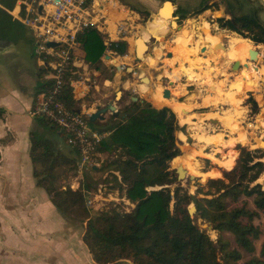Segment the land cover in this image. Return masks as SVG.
Here are the masks:
<instances>
[{
    "label": "trees",
    "instance_id": "trees-1",
    "mask_svg": "<svg viewBox=\"0 0 264 264\" xmlns=\"http://www.w3.org/2000/svg\"><path fill=\"white\" fill-rule=\"evenodd\" d=\"M210 8L204 4L196 13ZM254 14L220 18L216 22L222 30L264 46V25ZM77 41L78 56L90 70L96 71L101 70V57L106 50L123 56L129 48L123 40L105 45L102 35L92 27L85 28ZM111 77L109 73L105 75L106 80ZM47 85H42L40 91ZM243 89L248 93L256 88L246 84ZM59 100L75 113L76 100L67 80ZM249 101L256 113V102ZM129 107L117 114L116 118L121 116L118 124L99 132L108 135L94 152L104 155L105 162L98 169L89 170L93 179L102 175L109 178L108 190L116 191L120 198L134 205L129 212L123 210L122 204L101 211L94 206L87 208L85 202L91 193L87 176L77 189L64 185L65 172H74L78 150L73 148L74 158L69 159L48 138L30 133L29 157L35 184L44 189L63 217L82 227V241L94 263L127 260L132 264H264V239L259 256L254 255L262 230L253 223L259 213L264 214V150L237 146L239 154L234 166L223 167L221 177H206L205 186L197 184L191 195L178 183L176 170L169 166L172 162L177 168L176 160L181 155L176 146V115L167 107L155 109L144 100ZM2 114L0 110V117ZM37 121L43 126L51 125L43 118ZM250 200L253 209L248 208ZM191 204L196 207L194 218L188 214ZM199 219L217 233L215 242L195 223ZM262 226L264 230V221ZM224 233L232 235L235 247ZM241 251L249 255L247 260H243Z\"/></svg>",
    "mask_w": 264,
    "mask_h": 264
},
{
    "label": "rangeland",
    "instance_id": "rangeland-1",
    "mask_svg": "<svg viewBox=\"0 0 264 264\" xmlns=\"http://www.w3.org/2000/svg\"><path fill=\"white\" fill-rule=\"evenodd\" d=\"M168 1L170 0H158L156 12L139 13L140 18L136 22L138 26L133 27L135 31L129 40L138 51V62L135 61V55L129 48L125 55L120 56L123 57V59H118L117 63H113L114 60L111 59L112 66H110L109 74L112 75V79L118 74L120 78L119 80L117 79L118 83L116 82V87L114 89V83H112V85L108 84L105 87L107 89L113 86L111 94H109L110 100L120 105L118 114H121L125 109L130 108V96H137L139 100L143 99L153 108L155 107V109L163 108L155 104L156 101L154 97L151 99V96L145 95L150 98L148 102L147 97H144L138 90L136 84L141 83V78H149L150 84L143 85L152 92L156 89L157 85L165 89L176 86V88L173 89V96L171 95V99L175 101V104L181 107L184 118L180 119L178 112L175 111L174 113L172 109L169 107L167 108L174 114H177L176 118L177 121L179 120V125H177L176 132H181V150L178 148L181 155L179 156L180 158L177 166L185 172V177L183 180L177 181L188 190L189 194L194 195L197 184L205 186L208 179L206 177H221V170L225 169L223 167L229 166H225V164L223 166L214 161L212 162L204 156H194L188 165L189 150L191 151L192 149L194 151H202L203 153L215 154L217 159L221 162H229L230 167L235 164V160L238 157L239 151L236 149L237 146L246 147L249 150H264L262 149L264 148V143H262L261 146L259 145L261 141H264V46L254 45L251 41L243 39L236 33L222 30L216 22V20L220 18L230 19L232 16L243 14L251 15L255 13L254 15H256L260 23L264 25V0H173L177 3L176 10H173V6L169 4H164L162 6L164 2ZM204 4L211 8L197 14L196 12L200 10ZM192 6L194 7L190 8ZM167 14H171V17L174 18L177 28L173 26L174 28L169 29L168 21H170L171 18L166 16ZM182 15L185 16V19H182ZM205 24V31H202L201 27L203 28ZM180 29H182V33L186 31L193 32L188 47H195L196 42L200 40V50H198L195 55L190 56L189 60L183 64L185 67H190L194 77L196 76L195 78L197 81L195 82H188L186 78L183 77L178 81L179 83H175V81L169 77L173 69L176 70L180 62H183L181 57H177L176 60L169 62L172 55L174 57L176 48L173 41ZM166 31H168V34H165ZM221 37L225 47V57L228 60L226 65L223 63L224 61L219 63V53H217V42ZM235 37L240 39H234ZM180 39H178V41H180ZM231 39L247 43L250 52H255L252 53V58L250 57L245 60L246 64L239 63L240 69L235 71L231 70V66L238 61V56L233 54L228 48ZM142 40L147 41V50ZM138 41L141 43L140 46L137 45ZM202 49L204 52H201ZM169 54L171 55L170 57L168 56ZM114 57L119 56L115 55ZM109 60L110 59L107 58L105 59V61ZM118 63L127 64L128 67L125 70L119 69L116 71L113 69V67H115L113 64L118 65ZM255 67L257 69H255ZM119 82L132 84V90H123ZM170 83H172L171 86ZM233 83H235L236 86H234ZM237 83L240 85L238 86ZM246 84L252 89H256L252 92L244 93L243 86ZM237 87H240L239 92L237 90L235 91ZM118 91L122 92V95L119 100H116L115 95ZM161 92L165 93L162 90ZM101 93L103 92L101 91ZM230 94L234 98L239 95V102L236 103L233 98L229 96ZM217 99H219V102L215 103ZM249 100H254V102H256V113ZM115 103L111 104L115 106ZM129 111H132V109ZM206 113H214V115L211 117H203L202 115ZM120 117L119 115L116 119L108 120L100 127L102 129H110L118 124ZM224 124H230L232 130L228 131V128ZM196 135L213 136L212 139L222 141L220 143L221 146L198 143L197 140L195 141L196 138H194ZM176 142H178L177 138ZM169 166L170 170L177 169L172 166V162L169 163ZM204 170L206 172H203ZM85 172L89 173V170ZM73 173L74 172H65L66 179L64 185L71 188H73L70 185ZM204 175L207 176L202 177ZM89 178L88 182H86V184H91L89 199L95 201L94 207L97 211L107 210L117 204H122L125 212H129L134 207L131 203L128 205L122 202L116 191L111 192L108 190L111 183L108 181L109 178L105 175L95 179ZM201 178L206 179L202 180ZM259 182L262 183V179H260ZM98 190H100L101 193H99ZM109 193H112V197L108 196ZM248 208H254L251 200L248 201ZM263 221V213H259V217L255 218L253 221V223L262 230L260 239L255 242V256H259L260 245L264 239ZM195 223L201 229L207 231L213 242L216 241V232L211 231L209 227H204L200 219L199 221H195ZM224 237L229 240L231 246L235 247L233 237L230 233H224ZM241 252L244 257L243 260H247L249 255L243 251ZM218 256L220 257L221 255L218 254Z\"/></svg>",
    "mask_w": 264,
    "mask_h": 264
},
{
    "label": "crops",
    "instance_id": "crops-1",
    "mask_svg": "<svg viewBox=\"0 0 264 264\" xmlns=\"http://www.w3.org/2000/svg\"><path fill=\"white\" fill-rule=\"evenodd\" d=\"M116 1L125 9L119 12L118 17L128 20L132 27L138 26V11L156 12L158 3V0ZM16 2L17 0H0V110L3 111L0 117V264H95L82 241V227L63 217L51 204L44 189L36 186L33 178V165L29 157L31 132L48 138L54 148L69 159L74 158V147L67 144L63 133L52 125L43 126L37 121L40 117L30 114L34 97L45 84V76L49 71L34 54L32 32L9 13L15 8ZM169 2L173 10H176L177 3L173 0ZM184 10L186 11L185 8ZM173 26L177 28L176 25ZM201 29L205 31L204 27ZM182 32L180 29L176 34L174 44L179 42ZM165 34H168V31ZM132 36L133 34L124 41L134 53V45L129 41ZM144 44L147 46V41L144 40ZM137 45H140V41ZM110 57L104 53L99 71L90 70L87 65L93 85L90 86L86 97L75 98L76 109L85 116L93 114L98 107L104 108L115 103L110 100L109 95L113 86L107 89L105 87V81H109L105 75L111 68L110 60L105 59ZM113 69L119 70L117 67ZM119 78L118 74L109 81V85L114 83L113 89ZM119 83L123 90L130 85L127 82ZM143 84H136L138 90L143 95L150 96L142 90ZM174 88L176 86L165 89L157 85L155 92L161 93L162 90L168 93L167 95H172ZM152 97L153 95L150 98L153 99ZM139 101L142 102L143 99ZM116 104L115 113L108 112L104 114L103 120L89 122L90 128L97 132L107 131L100 126L108 120L116 119L120 109V105ZM104 162L105 156L98 154V166L94 167V170ZM61 172H64L63 168ZM85 176L88 181L89 173L84 172L83 181ZM205 176L207 175L202 177ZM70 185H76L74 178L71 179ZM108 196L112 197V193ZM116 264L132 263L125 260Z\"/></svg>",
    "mask_w": 264,
    "mask_h": 264
},
{
    "label": "built area",
    "instance_id": "built-area-1",
    "mask_svg": "<svg viewBox=\"0 0 264 264\" xmlns=\"http://www.w3.org/2000/svg\"><path fill=\"white\" fill-rule=\"evenodd\" d=\"M121 10L125 9L116 0H17L15 8L9 12L32 32L34 54L49 71L45 76L48 85L35 95L30 114L48 121L64 134L69 146L78 150L79 159L72 177L76 182L75 189L83 181L84 172L98 166V153L94 149L108 133L92 130L90 115L68 110L59 96L66 80L74 99L86 97L93 85L86 62L77 54V37L85 28L92 27L100 33L105 45L124 41L134 33L128 20L118 17ZM48 43L57 46L47 47ZM105 54L111 56V66V59L113 63L123 59L114 57L116 54L109 50ZM114 65L123 70L128 67L124 63ZM120 200L130 205L125 198ZM94 203L93 199L87 198L85 206L90 208L95 206Z\"/></svg>",
    "mask_w": 264,
    "mask_h": 264
},
{
    "label": "bare ground",
    "instance_id": "bare-ground-1",
    "mask_svg": "<svg viewBox=\"0 0 264 264\" xmlns=\"http://www.w3.org/2000/svg\"><path fill=\"white\" fill-rule=\"evenodd\" d=\"M205 28H206V24L204 25V29ZM186 34H187L186 37L183 35V37L180 39V41L177 44H175L176 51H174V53H175L174 54V57L172 55V57L170 58V61H169V62H172L173 60H176L177 57H181L182 58V61H183V62H180V65L178 66V68H176V70L173 69V71L171 72V75L169 74V77L172 78L175 81V83H179L178 81L181 78H183V77L186 78V80L188 82H195V81H197V79L195 78L196 76L194 77L193 72L190 69V67H185L183 64H184V62H187L189 60L190 56L195 55L196 52L198 50H200V48H201L200 47V44H199L200 40H198L196 42V44H195L196 46L195 47L190 48V47H188V45H189L188 43L192 39L193 32L192 31H186ZM140 45H141V43H140ZM222 46L224 47L223 42H222V37H221L218 40V42H217V51H218L217 53H219V57L220 56H223L224 57V62L223 63H225V65H226V62L228 63V60L225 57V49H224L225 47L223 48ZM228 48L230 49V51L233 54H235V55L238 56V61L241 64L242 63L246 64L245 63L246 62L245 60L246 59H249L251 57V55H250L251 52H250V49H249V45L247 43L243 42V41H235V40H232L231 39ZM236 67H238L240 69V66L238 64L236 65ZM239 85L240 84H238V86ZM177 88H178V86H177ZM143 89H144V91H146V94H149L150 96L153 95L154 100L156 101L155 102L156 105H158L160 107H169L170 109H172L174 111V113H175V111L179 113L178 116H179L180 119H183L184 118V115L181 112L182 111L181 107L179 105L175 104V101H173V99H171V95H167L168 93H166V92L165 93H162V92L160 93L158 91L155 92V90L152 92L146 86H144L142 88V90ZM239 89H240V87H237V88H235V91L237 90L239 92L240 91ZM231 94H235V93H231ZM231 94L229 96H231V98H233V100L236 103H238L240 96L238 95L237 97L234 98V97H232ZM143 96L146 97L145 95H143ZM147 99H150V98L147 97ZM218 102H219V99H217L215 101V103H218ZM175 115H177V114H175ZM213 115H214V113H208V114H204L202 116L203 117H211ZM177 122H178V125H179V120ZM224 125L228 128V131H231L232 130L231 127H230V124H224ZM180 135H181V132L180 131L179 132H176V134H175V136L177 138V141L179 143V148L181 147ZM212 137H208V136H205V135H201V136L196 135V136H194V138H196L195 141L197 140L198 143H202V144H216L218 146H221L220 143L222 141H219L218 139H215L214 140V139H212ZM188 153H189L188 165L190 164V162L192 161V159H193L194 156H204L205 158H207V159H209L211 161H214V162H216L218 164H221L223 166H224V164H225V166H230L229 162H221L220 160H218L215 154L203 153L202 151L199 152V151H194L192 149H191V151L189 150ZM178 163H179V159L176 160V164L177 165H178ZM177 168H178V166H177Z\"/></svg>",
    "mask_w": 264,
    "mask_h": 264
},
{
    "label": "water",
    "instance_id": "water-1",
    "mask_svg": "<svg viewBox=\"0 0 264 264\" xmlns=\"http://www.w3.org/2000/svg\"><path fill=\"white\" fill-rule=\"evenodd\" d=\"M164 4H169V5H171V3H170L169 1H168V2H164V3L162 4V6H163ZM169 18H171V20L169 21V29L173 28V25H176V27H177V24H176L174 18L171 17V14H170ZM168 20H169V19H168ZM183 35L186 37V36H187L186 32H184ZM56 46H57V44H55V43H48V44H47V47H56ZM220 47H221V46H220ZM222 47H223V46H222ZM223 48H224V47H223ZM145 49L147 50V46H145ZM201 52H204V50L202 49ZM134 53H135V59H136V61L138 62V59H137V58L139 57L138 51L135 49V50H134ZM143 53H144V52H143ZM252 53H255V52L252 51V52L250 53L251 57H252ZM168 56L170 57L171 55L169 54ZM223 61H224V57H223V56H220V57H219V63H221V62H223ZM237 64H239V61H236V62L233 64V66H231V70H232V71L239 70V68L236 67ZM255 69H257V68L255 67ZM130 72H131V71H130ZM140 81H141L142 83H144V84H147V85L150 84V80H149L147 77H143V78H141ZM105 84L108 85V84H109V81H105ZM171 85H172V83H170V86H171ZM132 88H133V85L130 84V85L127 87L126 91H130V90H132ZM121 95H122V92H120V91L116 92L115 99H116V100H119L120 97H121ZM129 100H130V102H131L132 104H134V103H136L137 101H139V97H137V96H130V97H129ZM108 112H109L110 114L115 113V112H116V107H115L113 104H108V105L105 106L104 108H99V107H98V108L96 109V111H95L93 114L90 115V117H89V122L92 123V122L96 121L97 119H99V120H103V119H104V117H103L104 114H106V113H108ZM75 113L79 114L80 111L76 109V110H75ZM177 125H178V122H177ZM190 141H191V140H190ZM190 141H189V142H190ZM263 142H264V141H261V143H260L259 145L261 146ZM176 146L179 148V143H178V142H176ZM260 148H261V147H260ZM179 149H180V148H179ZM262 149H264V148H262ZM176 174H177V180H178V181L183 180L184 177H185V172H184L180 167H178V168L176 169ZM262 180H263V179H262ZM188 214H189V216H190L191 218H194V216H195V214H196V207H195L194 205L189 206V208H188ZM205 226H206V225H204V227H205ZM206 227H207V226H206ZM210 229H211V228H210Z\"/></svg>",
    "mask_w": 264,
    "mask_h": 264
}]
</instances>
